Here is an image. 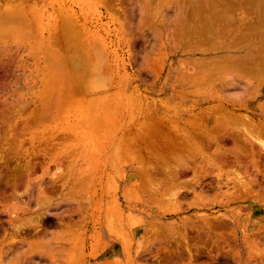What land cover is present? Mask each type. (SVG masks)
<instances>
[{
  "label": "rangeland",
  "instance_id": "rangeland-1",
  "mask_svg": "<svg viewBox=\"0 0 264 264\" xmlns=\"http://www.w3.org/2000/svg\"><path fill=\"white\" fill-rule=\"evenodd\" d=\"M14 1L16 0H0V7L4 6L9 2H14ZM24 1L27 2L25 4L27 6H29L30 4L35 5L36 6L35 9L38 12V14H43L45 16V19L51 18L50 20H52L55 19L56 17H60L59 11H58L59 14H55L57 13V10H60V12L62 11L61 17L65 19L64 20L62 18L63 19L62 22L65 21L67 23H70L67 25L64 22V25L67 27L72 26L71 27L72 29L74 28L73 26L76 27L75 29H73L74 31H76V33L72 32L74 33L73 37L76 35L75 36L77 38L76 40L78 41L81 40V44L79 46L75 44L74 47H76L77 50L79 48L81 49L80 51H77V53L79 52L80 55H81L80 53L81 51H82V55L84 53L82 50L83 48L85 53L86 50L90 48L91 50L89 51L92 56V57L90 56V59H92V61L88 62L90 59L85 61V60H79L80 58L79 59L77 58L78 60H76L75 65H73L74 64L73 60L70 61L69 59H67L68 56L71 58L73 54L70 53L72 51H70L71 48H69L71 46V43H69L70 45H68L67 43L65 49L68 50V52L70 51L69 54H71V56L67 54L68 56L67 58H65L66 59L65 65L69 63L68 64L69 66L67 68L64 65L66 67L64 69V72L65 73L68 72L69 75H67L68 73L64 74L63 72V78L67 80L69 79V81H67L68 83L70 82V78H72L73 82L72 81L71 82L74 85L72 87H75V85L79 86V84L80 85L83 84L82 86L84 88L86 86L85 84H87L90 88L87 86L88 89L85 87L84 88L85 91H84L83 89H81L82 86L81 88L77 86L78 88L77 91L79 92L78 93L74 92L75 94L77 93L75 97V94L73 92L67 91L69 88L67 89L65 86H63L66 85L69 87L70 85L66 84L67 82L64 83V81L61 82L63 84V85L61 84V86H63L62 87L63 88L62 90H64L63 92L64 93L67 92L66 94L68 95V97L67 95H64L66 96L65 99L64 96H62L63 97L62 101L65 104V105L63 104L64 109L62 110L63 112L64 111L67 112V110H65L66 107L71 109L73 107V109L70 110V112L67 113L64 112L66 116H63L64 118L63 121H65V123L64 122H63L64 124L62 123L63 124L62 128L64 129L63 130V134L65 137L64 139H66V141H64L65 143L64 142L63 143L65 149H69V151L65 150V152L67 151L66 152L67 154L70 153L69 156L71 157H68V155L64 153V155H67L69 159L67 158L68 159L67 160L65 158V163L66 162L68 163L66 164L64 163L62 172L63 169H65L64 175H66V173L69 174L70 172V174L73 177L71 178V175H66L65 178L67 179L64 178L63 180H61V183L57 185L59 186V188L57 187L58 189L57 190L54 189L55 192L53 191L54 193L53 194L51 193V198L54 201H52V206L49 208L51 213L49 212L50 214H48V217H50L53 221L54 220L60 221L62 223L61 225H63L64 228L61 225H59L60 224L59 222H58L59 224L56 225L55 221L45 222V224L41 222L35 223L36 221L38 222V220L36 218V214L35 216L34 214H32L31 218H33L34 216L33 222L31 226L28 228L29 230L27 229V234L26 233H24L25 235L19 234L21 238L18 236L19 238L18 237L14 238L16 240L9 241L8 239L7 241H4L3 239L4 232L0 231V235H1L0 237H2L1 239L3 240L2 241L0 239V249L3 248L4 250L6 249L10 251L11 249L9 250V248L12 247V250L14 248L13 251L11 250L12 253L10 252L8 259H6L5 256L4 257L2 256L3 261L1 260L0 264H30V263L31 264H72L76 260H77L76 264L77 263L84 264L83 263L84 261L80 259V261H82L80 263L78 258L79 257L78 255L81 252H79V254L76 255L77 252L76 251L74 252L75 248L73 249L72 245L76 246L75 244H77V247H79L78 244H80L81 247L84 244L83 242L81 244L79 238L82 237L85 228L84 230H81L79 226L81 221L84 222L83 221L84 218L92 217L93 206H91L92 205L91 195L93 194L94 196L95 192L97 191L98 193L99 191H104L108 197L106 201H110L107 203L105 202V209L113 208L112 206H114L115 203L112 202L110 198L113 199L116 193L118 192V189L121 186L124 179L123 176H127L126 179L127 181L126 180L125 181L128 183V190L130 192L129 194L132 196V199H138V198L148 199L149 194L147 195L146 193H148V191H150L151 193V191L153 192V190L156 189L154 184H153L154 186L152 184L151 185L148 184L150 187L147 184H146L147 187L142 186L141 185L142 183L140 181L134 180V178L138 176L136 174L133 175L134 172H132L133 169H137L145 166L146 164L145 161H143V159L149 158V156H144V155H143L144 158L143 157L140 158L139 156L141 155L140 152H142V154H145L148 150V146L151 144L152 145L149 146V148H155L153 146H156L157 148L159 145L164 146L163 144L164 142L162 143V141H159L157 139H154V141L150 140V138H146V140L144 139L145 135L150 129L149 125H151V123L154 125V123H157V120L159 122L160 119H166V120H170L171 123L173 124L175 123V125L177 126L178 122H180L181 127L185 126V129L187 131L192 132L193 128L190 125H187L185 121L193 117L195 118V116L197 117L202 113L207 115L208 114L211 115L212 113H219V110L217 109H220V104H219L221 103L220 100L222 101L225 100L229 103L235 104V106L230 105V107H228V104L226 105L228 107V112H230L231 114L235 113V115L241 117H250L251 120H255L256 115L260 113L258 110V105L264 100V82L262 83L263 80H260V82L258 81V79L256 80L257 77H255L256 76L255 74H252L253 75L252 76L251 73H246L242 71L240 72L238 71V69H234V68H230V69L227 68L226 70H223L222 73L219 70L218 74L215 70V74L214 76L211 77L212 81H209L208 87L207 85H204L205 90L203 92L204 93L207 92L205 93V95H202L203 94L202 89L199 90L202 94H200V92L196 90L199 89V87L191 86L190 89H188L187 88L188 86L186 87L183 86L185 84L184 81H181L179 78L178 79L181 82L177 81L178 80L177 77H179L180 74L181 76L186 75L183 72H186L189 75L188 71L191 65L189 66L186 65L188 64L187 61L193 62L196 59L198 61L200 60L204 62L205 61L212 62L219 58L221 59V57L228 54L230 52L229 51L230 49L227 48L226 46L228 45L227 43L231 42V39H233L238 32H242L240 31V29L245 31L244 30L245 26H243L242 24L240 25L239 21L241 19L244 20L247 17L251 18L250 16H248L249 14L247 15V13L245 12L248 11V13H250V11L245 8L243 9L244 11L239 9L236 10V12H231L233 16L235 15L234 17L235 19L236 18L239 19L237 26L234 27L236 30L233 28L231 34L229 35L230 37L228 38L224 37L225 41L221 43L223 46L220 45L217 46L218 43L216 41H218L217 37L219 36L215 31L214 32L215 35H212L213 37L211 36V38L214 40V41L212 40L214 42L212 43L213 46L210 44L211 47L209 45V47L205 48L204 46L202 47L199 43L197 44L194 43V40H196L195 36L197 35L199 36V33L201 31L199 26L200 25L202 26L209 19H210L209 21L210 23L216 22V21H212V19H216L218 17L213 16V14L216 11H220L223 9L222 7H224V5L226 4L225 0H24ZM220 6L222 9L220 8ZM241 11L243 12L241 13ZM50 16H52L53 18ZM71 23H73L74 25H71ZM241 26H243L244 29ZM69 29L67 28L66 30H68V32L72 31V29L70 30ZM68 34L70 36L72 35L71 33ZM239 34L240 33H238V35ZM182 35L185 37H183ZM81 38L84 40L82 41ZM75 42L78 43L77 41ZM82 43L83 44L86 43L87 46L86 45L84 46ZM80 46H82L83 48ZM76 49L74 48L73 51H75ZM225 50L227 51L224 52ZM89 51H87V54L89 53ZM237 52L239 55H241L243 54L244 51L240 50ZM66 53L64 52V55ZM98 56H101L102 58ZM98 58L100 61L98 60ZM160 58L162 60H160ZM154 59H159L160 61L165 60L162 63L163 65L160 63L161 66L164 67H160V66L157 67L156 66L157 63L158 65H160L159 60H157L158 62H156V60ZM84 61L85 63H88L89 67H85V65L87 64H83ZM70 64H72L74 68H76L78 71L76 69L75 71L74 68H72L73 66ZM76 64L78 65V67L76 66ZM94 64L96 65V67ZM183 64L186 65L185 68H187L188 66V69L183 68L184 67ZM81 65H82L81 67L82 69L81 68L79 69ZM192 67L193 64L191 68ZM69 68L70 70L68 71ZM180 68H183L181 70H185V71H181ZM83 69H84V74H83ZM89 69L93 73L90 74ZM194 69L195 68L193 67V69H191L192 71L190 70L191 72L190 74L195 75L197 73V72L194 73ZM79 71L81 72L79 73ZM76 72L79 73L78 76H82V75L85 76V72L86 74H90V75L93 74V75L85 76L87 79H85V77L82 76L83 78L81 77L82 78L81 79L80 77L76 78L77 77ZM248 74L251 75V78L250 75ZM64 75H66L67 77ZM68 76L70 78H68ZM79 78L81 79V82L83 79H85V81L83 80L85 84L80 83ZM76 79H78L79 81ZM75 80L78 81L79 84H75L77 83L75 82ZM178 82H180L181 85L182 83L184 84L181 86L180 83L178 84ZM258 84H262V85H258ZM259 86H262V88ZM80 89L84 91L81 94V96H80V91H81ZM69 90H71V87ZM89 90L91 92H89ZM184 92L186 93L185 95L183 94ZM197 92H199V94H197ZM188 93H190V95ZM69 94L72 99L69 97ZM69 99L70 100L74 99V100L71 102ZM103 104H104V108L102 107ZM111 109H114L115 112ZM143 125L144 126L148 125L147 126V128L149 127L148 131L146 130L147 128L145 127H144L145 130L142 129ZM232 125H234V129H236L237 127H239L240 124L234 122V124L232 123ZM232 125L230 126L231 128L229 127L230 132L234 130L232 128L233 127ZM242 125L243 124H241V128H243ZM243 126L245 127L247 126L246 129H250V128L253 129V127L251 125H248V123L244 124ZM241 128L239 127V129ZM227 130L228 129L225 128L224 131L223 130L222 131L225 132ZM217 133H219V130L215 131L214 135H216ZM137 138L139 140L140 138H142V140L144 139L145 141L144 140L143 141L145 143L142 142L141 144L139 142L138 144L139 147L138 146L136 147L137 150L131 148L135 151L134 152L128 146L132 140L137 141L138 140ZM130 139L131 141H129ZM120 141L121 143L124 141V144H121ZM151 141L153 142L156 141L157 143L155 142L153 144V142ZM150 142L151 144H149ZM125 143H128V145H126ZM122 145L124 147L126 146L125 148L126 149L128 148L129 150L127 149L126 152V149L122 148L123 147ZM248 146L250 147V145ZM74 147L75 149H73ZM118 147L120 148V150L121 149L125 150L124 152H126V154L125 153L124 155L121 154L123 152L121 151L120 153ZM226 147L227 150H233L235 148V144L231 140L229 141ZM72 154L74 157L72 156ZM131 154L132 155L135 154V155L132 156ZM137 155L139 156V158H136L138 157ZM123 156H125L126 158H124ZM118 157L120 158V160ZM73 158L79 162V166L76 165L75 162H73L75 163L74 165L72 164V161H75ZM237 163L234 162L233 163L234 166H230V167H223L222 165L219 164H218L219 166L216 167V165H214L213 163L212 165H214L215 167L211 165L212 167L209 168L208 165L206 166L207 168L204 166L206 169L203 168V170L192 169L188 174V179H185L186 178L185 177L184 180H182V182L186 180L185 182L186 184H188L189 182L191 183L193 180H196V178L199 177L198 179H200V184H199L200 187L195 183L193 184V186L195 187L198 186L196 188L197 191L196 190L194 191L195 187L193 188L192 186V191L190 192L189 189H186L188 187H185V189L183 188L185 186L183 184L182 187L177 188L180 190L179 191L181 193L180 195V193H178V190L176 188L174 187L173 189L169 188L165 191V194L167 193L168 195L166 194L163 197V200L152 208L153 212L158 214V216H162L161 218L167 222H173V221L180 222L182 220H186V218H187L186 220L187 223L190 222L191 218L194 217L195 215L190 210L195 211L196 206H199L200 203L202 205L204 204L203 206L200 205L201 207H203L202 210L200 209L201 210L199 213L200 216L199 214L195 215L198 218H200V220L203 217L205 218V216L206 217L208 216V218L210 219L212 216L213 218L217 216L225 217L223 218V221H225L226 223L221 225V229L219 228L220 231L217 232L218 236L211 237L210 235L205 236L203 234L204 237L202 235L201 238L198 240V239H193L194 237H192V234L194 236V233L188 230L189 231L188 236L190 238V245H191L190 247L193 251V256H194L193 262L190 261V257L189 255H187L186 253L187 251L185 249L183 250L185 251V254H182L184 256L180 255L182 259L171 261L172 263L170 261L164 262L162 257L163 252L166 254V252L168 251L170 253V251L172 252L173 249L176 250L175 247H177V240L172 239L171 237H167V238L154 237L155 239L157 238V243H160L161 255L159 256L157 255L155 258H152L148 261H144V260L142 261V259L141 260L138 259V257L135 256L134 253H131L130 256H128V258L125 260L124 264H163V263L164 264H195V263L215 264L212 256L217 255L216 253L217 245H215L216 241H218L219 246H221V248L224 249L225 253L227 254L229 253L228 259L229 257L230 259L234 258L233 260L229 259L231 262L233 261V264H241V263L264 264V255H263L264 254V203L257 202L256 204L251 202L249 203L248 201V202H237L234 204H228V199L232 198L228 196H232L231 194L235 195V193L239 194L240 192L239 187L236 186L238 184L237 182L242 178L243 180L248 182L250 178L252 180V176H253V168L251 161L250 164L246 163V165H248V167L246 168L244 165ZM68 164L69 167L67 166ZM154 164L156 166L158 163L154 162ZM169 164H168L169 166L167 165L168 170L171 167L173 168L175 167L174 163H169ZM70 165H72L71 166L72 169H70ZM262 165L264 166V159L262 160ZM123 166L124 168H121ZM53 168L54 167H52V172H54L55 170ZM247 168L248 170H246ZM68 169L69 171H67ZM71 170L73 171V173ZM120 171H123V174L124 172L126 174L122 176V173ZM199 171L202 173L200 174ZM150 172H152L153 175L154 171L150 169ZM245 172H247L246 173L247 175L245 174ZM87 179H89V181ZM64 180L67 181L65 182ZM135 182L137 184H135ZM219 183H221L220 187L218 185ZM61 184H63L65 187ZM140 185L143 188L140 187ZM235 188L238 189L239 192ZM168 190L170 191L167 192ZM201 190L202 191L204 190V196H202L203 199L201 198V201L199 202V200H196V198L200 199V197L197 196H201V192H202ZM176 194H178V197L176 196ZM171 195L174 197H172ZM69 199H71V201H73V199L77 200V202H80L79 203L80 205H78V203L74 205L72 204L70 205L72 209L71 210L68 209L70 207L67 204H64V206L62 204ZM60 202H62V204ZM58 203L59 205H57ZM81 204H83L84 207L83 209H81L82 211L79 210L80 208H82ZM64 208H67L68 210L67 209L64 210ZM77 210L80 211L79 214ZM73 211H76L77 213ZM146 211L147 210H145V207L142 206H139L131 211H128L127 214L128 215L130 214L128 216V218H130L128 219L129 224L144 223L147 218L146 215L148 214L146 213ZM68 212L69 213L73 212V214H75L74 218L71 219L70 216L69 217L65 216L66 213ZM77 214L80 216H78ZM61 217H63L64 219ZM228 217L230 218L229 220ZM58 218H61V220H58ZM213 218L211 219V221L213 220ZM232 220L237 223L236 226L232 225L231 223ZM85 221L87 222V219H85ZM214 222L216 221L214 220ZM214 222L212 223L214 224ZM71 223L75 225L73 226ZM190 224L191 226L193 225L192 223ZM259 224L261 227L260 230L258 229ZM66 226L67 229L65 230ZM77 226L79 227V229ZM76 228L78 229V231H76L75 234L74 233L69 234V232L67 231L74 229L76 230ZM210 237L213 238L214 241L210 239ZM130 238H131L130 240L133 241L134 240L144 241L143 246L155 243L153 242L155 239H148L150 241L149 242L147 240L148 237L145 238V236L144 238H141L139 235L134 234V236H131ZM74 239L75 241L73 242ZM104 239L106 240V238ZM36 240H38L39 243L42 242V245L39 246L40 248L36 247L33 249V247L31 246H33L32 245L33 242L37 243ZM100 240L102 239L97 238V240H94L92 243V247H90V249L87 251L85 256H86V262H88V264H95L106 260H114L119 258V255L117 254L111 257L103 255L105 249L101 248L100 246L101 244H99ZM2 242H4L3 243L4 245H2ZM58 243L64 244L68 248L65 249L58 248V246L56 245ZM95 243L96 245H94ZM195 245L197 247H195ZM182 246L184 248V244ZM193 246L195 247L196 251L194 250ZM91 248H93V250ZM196 248H199V250ZM92 251H94L93 256H96V259L91 254H89L92 253ZM199 252L200 254L196 255V253ZM95 253H97V255ZM184 257L186 258L184 259ZM73 258L74 260L75 259L76 260L75 261L72 260Z\"/></svg>",
  "mask_w": 264,
  "mask_h": 264
},
{
  "label": "bare ground",
  "instance_id": "bare-ground-1",
  "mask_svg": "<svg viewBox=\"0 0 264 264\" xmlns=\"http://www.w3.org/2000/svg\"><path fill=\"white\" fill-rule=\"evenodd\" d=\"M225 1H226V4L224 5V7H222L223 9L220 6L222 10L216 11L213 14V16L218 17L216 19H212V21H216V22L210 23L209 22L210 19H209L202 26L199 24L201 27L198 25L201 31L199 30L200 31L199 36L198 35L195 36L196 40H194V43L196 44L199 43L202 47L204 46L205 48L209 47L210 44L212 45V43H214L213 42L214 40L211 38V36L215 35L214 32L216 31L217 35L219 36L217 37L218 41H216L218 44L217 43L216 44L217 46L218 45L223 46L221 43L225 41L224 37H227V38L230 37L229 35L231 34V31L233 30L235 26H237L238 20H239L237 18L235 19L234 18L235 15L233 16L231 12H236V10H239V9L243 10L246 8L247 10L250 11V13H248V11H245V12L247 13V15L249 14L248 16H250L251 18H248L247 16H246L247 18H245L244 16L245 19L244 20L241 19L239 21L240 25L242 24L243 26H245V29L243 26H241L243 27L245 31L240 29V31L242 32H238L240 34L238 35L237 33L234 38L232 37L233 39H231V42L227 43L228 45L226 46L228 49H230L229 50L230 52L228 54L221 57V59L218 57L219 59L214 60L212 62H208V61L204 62L200 60L198 61L196 59L193 62L187 61L188 64L186 65L192 66L193 64V67L195 68L194 73L196 72L197 73L195 75L190 74L191 73L190 70L193 69V67L191 68V66L189 67L190 69L188 71L189 75L188 73L183 72L187 76L186 75L181 76L180 73L182 72L179 73L180 75L179 77H177V79L179 78L181 81L185 82V84L182 83V85L184 84L183 86L185 87L188 86L187 87L188 89H190L191 86H197L199 87V89H196L197 91L202 89L203 94L199 91L200 94L202 95H205V93H207V92L205 93L203 92L205 90L204 85H207L208 87L209 81H212L211 77L214 76L215 74V70L218 74L219 70L222 73V71L226 70L227 68L229 69L234 68V69H238V71L240 72L242 71L246 73H251V75L255 74L256 75L255 77H257L256 80L258 79L259 82L260 80H263L262 83L264 82V0H225ZM26 3L27 2L24 0H16L14 2H9L5 4L4 6L0 7V231L4 232V235H3L4 241H7L8 239L9 241L16 240L14 238L18 237L19 234L20 235L24 233L27 234V229L31 226L35 214L38 220V222L36 221L35 223L41 222L45 224V222L55 221V220L53 221L50 217H48V214L51 213L49 208L52 206V201H54L51 198V193L53 194L55 192L54 189L57 190L59 188V186L57 185L61 183V180H63L66 175H71L70 172L69 174L66 173V175H64L65 169H63L64 173L62 172V168L65 163V158L67 159L68 157H71L69 156L70 153L67 154L66 153L67 151L65 152V150L69 151V149H65L64 147V143H65L64 141H66V139H64L65 138L63 134L64 129L62 128V126L65 123V121H63L64 119L63 116H66V114L64 113L66 111L63 112L62 110L64 109L63 108L64 102L62 101L63 100L62 96L67 95L66 94L67 92L64 93L63 92L64 90H62L63 89L62 87L65 86L67 89L68 88L70 89L71 87V90L66 89L68 92L69 91L73 93L79 92L77 91L78 85H75V87H72L74 86L72 83L73 82L72 78L68 76V78H70V82L72 81L71 83L69 82L70 84L67 82L69 81V79L67 80L63 78L64 69L66 67L68 68L69 66L68 65L69 63L65 65V61H66L65 58H67L68 56L67 54H69V52L72 51L70 52V53H73L72 56L71 54H69L71 58L68 56L67 59H69L70 61L73 60L74 62L73 65H75L76 60H78L79 58H80L79 60L87 61L90 59V56H91V53L89 51L91 49L88 47H86L88 48V50H86V53H85L84 48L80 46L83 48L82 50L84 52L83 55H82V51L80 52L82 56L79 54V52L77 53V51H80L81 49L77 47L79 48L77 50L76 47L74 46L75 44L79 46L81 44V40L80 41L76 40L77 39L75 37L76 35L73 37L74 33L72 32L76 33V31L73 30L76 27L73 26L74 28L73 29L71 28L72 27L71 25H74L73 23H71L70 25L71 27L69 26L67 27L64 25L65 21L62 22V20L64 19L63 17H61L62 11L60 12V10L56 9L57 13H55V14L60 13L61 15L59 14V16L61 18L56 17L55 19H52V20H50L51 18L45 19V16L43 14H38V12L35 9L36 7L35 5L30 4L29 6H27L25 5ZM243 11H241V13ZM65 23L67 25L70 24L67 22ZM66 27L68 29L69 28L72 29V31L68 32V30H66L67 29ZM68 33H71L72 34L71 36L73 38ZM203 34H204V37H203ZM83 40L84 39H82V41ZM75 41H77L78 43H76ZM67 43L68 45H70L69 43H71V46L69 47L71 49L69 52L68 50L65 49L66 48L65 46L67 45ZM86 43L83 45L85 46ZM72 47L73 49L75 48L76 50L73 51ZM240 50L244 51L243 54L241 55H239L237 52ZM87 51H89L88 54H87ZM99 51H100V48H99ZM226 51L227 50H225L224 52ZM64 52L65 53L67 52V53L64 55ZM98 57H101V56H98ZM154 60L158 62L157 60L159 59H154ZM160 60L162 59L160 58ZM160 60H159V64L160 63L162 64L163 61H165V60L163 61H160ZM85 61L83 64H87L85 65V67H89L88 63H85ZM90 61H92V59H90L88 62ZM161 64L158 65L157 63V65L156 64L155 65L157 67L158 66L164 67V66H161ZM186 65H184L183 68H185ZM76 66L78 67L77 64ZM156 66H153V67H156ZM188 66L185 69H188ZM81 67L82 65L79 67V69ZM72 68H74V66ZM183 68H180V70ZM75 69L76 68H74V70ZM69 70L70 68L68 69V71ZM74 70H71V71H74ZM81 71H79V73ZM181 71H185V70H181ZM66 73L64 72V74ZM79 73L76 74L77 75L76 78L78 77L81 78L83 76V75L78 76ZM91 73L93 72H91L90 70V74ZM83 74H84V69H83ZM90 74H86L85 72V76L87 75L89 76ZM67 75H69V73ZM251 75H250V78H251ZM81 79H80V83H84L83 80L85 81V79L87 78L85 77V79H83L82 82H81ZM179 79L177 81H180ZM76 80L75 82L77 83L75 84H79L78 83L79 80L78 81ZM63 81L64 83L67 82L66 84L70 86L68 87L66 85H63L61 83ZM180 82H178V84ZM61 84L63 86H61ZM82 85L79 84L78 87L81 88ZM85 85H86L85 87L88 89L89 86L87 84ZM258 85H262V84H258ZM259 87L262 88V86H259ZM84 88L82 86L81 89L84 90ZM83 90L80 91V96L85 91ZM89 92L91 91L89 90ZM199 92H197V94H199ZM77 93L76 94L74 93L75 97ZM183 94L185 95L186 93L184 92ZM188 94L190 95V93ZM69 97H70V94H69ZM65 98L66 96H64V99ZM73 100H70V101L72 102ZM220 101H221V103H219L220 109L216 108L217 110H219V113H212L211 115L202 113L197 117L195 116V118L193 117L185 121L187 125H190L193 128L192 132L187 131L185 129V126L181 127L180 122H178L176 126L175 123L173 124L171 123L170 120H166V119H160L159 122L157 120V123H154V125L151 123V125H149L150 126L149 131H148L149 127L147 128L148 125L146 126L143 125L142 129L145 130V128H147L146 130L148 131L146 135L144 134L145 135L144 139L146 140V138H150V140H153V141L154 139H157L159 141H162V143L164 142L163 143L164 146L159 145L158 146L159 148L158 147L156 148V146H153L155 148H149V146L152 145L151 142H153L151 141L149 143L151 145L148 146V150L146 148L147 152L145 154H142V152L139 151L141 153V155H139L140 158L141 157L144 158V156H149L148 159L146 158L143 159L146 165L144 164L145 166L143 167L133 169L132 172H134L133 175L136 174L138 176V177H135L134 180L140 181L142 183L141 184L142 186L147 187L148 184L149 185L154 184L156 189L154 190L152 189L153 192L151 191V193L150 191L146 193L147 195L149 194L148 199H144V198L143 199H140V198L132 199V196L129 194L130 192L128 190V183L126 182L127 176H123L126 173L124 172L123 174V171H120L124 179H123L121 186L120 187L118 186L119 189L115 197L113 196L114 197L113 199L110 198L112 202L115 203V205L112 206L113 208L105 209V202L107 203L110 201H106L108 197L104 191H99V193L97 191L95 192L94 196L92 194L91 195L92 196L91 206H93L92 217H86L84 219L82 218L84 222L81 221L80 226L78 223V226L81 228V230H84L85 228L82 237L80 238L77 237L81 241V244L82 242L84 244L81 247H80V244H78L79 247H77V244H75L76 246L72 245L73 249L75 248L74 252L75 251L77 252L76 255H78L79 252H81L78 255L79 261L80 259H82V261H84L83 262L84 264H88V262H86L85 255L87 251L90 249V247H92L93 241L97 240V238L102 239L100 240L99 244H101L100 245L101 248L105 249V252L103 250L104 252L103 255L111 257L117 254L119 255V258L114 259V260H106V261L95 263V264H124L125 260L128 258V256H130L131 253H134L135 256H137L138 259L140 260L142 259V261L143 260L148 261L152 258H155L157 255L158 256L161 255L160 243H157V238L155 239L154 237H158V238L171 237L172 239L177 240V247H175L176 250L173 249L174 251L172 250V252L170 251V253L169 251L166 252V254L163 252L162 257H163L164 262H169V261L171 262V261H175L178 259H182L180 255L185 254V251H183L184 249L187 251L186 253L187 255H189L190 261L193 262L194 256H193V251L190 247L191 245H190V238L188 236V232L189 231L193 232L194 236L191 233L192 237H194L193 239H198V240L201 238L203 234L205 236L210 235L211 237L218 236L217 232L220 231L219 228L221 229V225L226 223L225 221H223V218L225 217L217 216L213 218L212 216L211 219L213 218V220L211 221V219L208 218V216L207 217L205 216V218L201 216L203 218L200 220V218H198L195 215H198L200 211L202 210L203 207L201 206H203L204 204L202 205L201 203H200L201 206L200 205L196 206L195 211L190 210L195 215L194 217L191 218V221L188 223L186 221L187 218L186 220H182L180 222H177V221L167 222L161 218L162 216H158V214L152 211V208L163 200V197L167 194V193L165 194V191L167 189L169 188L173 189V187L177 189V188L182 187L184 184L185 186L183 188L185 189V187H188L186 189H189L191 192L192 186L194 183L199 186L200 184V179H198L199 177L196 178V180H193L191 183L187 180L190 184L188 182H187L188 184H186L185 182L186 180L182 182V180H184L185 177H186L185 179H188V174L192 169L203 170V168H205L208 165H209V168L212 166L215 167L214 165H216V167H218L219 165H222L223 167H230V166H234L233 163L234 162L237 163V161H238L237 164L240 163L241 165H244L246 168L248 167L246 163L250 164V161H251L252 168H253L252 180L251 178L249 180L250 182L249 181L246 182L245 180H243V178L239 180L236 186L239 187L240 192L238 191V189L235 188L239 192V194L238 193L236 194L234 192L235 195L231 194L232 196H228V197H232L228 199V204H234L237 202H248V201L249 203L251 202V203H256V204L257 202L264 203V170H263L264 166L262 165V160L264 159L263 158L264 157V100L258 105V110L260 113L256 115L255 120H251L250 117H241V116L235 115V113L231 114L230 112H228V107H230V105L235 106V104L229 103L225 100L223 101L220 100ZM227 104H228V107L226 106ZM102 107L104 108V104ZM72 109L68 107L65 108L67 112H70V110ZM111 110L114 111V109H111ZM65 120H66V117H65ZM234 122L240 124L239 125L240 128H241V124L244 125L248 123V125H251L253 129H251L250 126H249L250 129H246L247 126L245 127L242 125L243 128L239 129V127H237L238 129L236 128L237 129L236 130L234 129V125H232V123L234 124ZM231 125L233 126L232 128L234 130L230 132L229 127ZM225 128L228 129L227 131H225L226 133L223 132ZM217 130H219V133L214 135L215 131ZM143 140L142 138H140V140L138 139L137 141L136 140L131 141L130 139L129 141H131L132 143L130 142L128 147L130 149L134 148L135 150L137 146L139 147L138 145L139 142L141 144L142 142L145 143L144 142L145 140L144 141ZM231 140L235 144V148L233 150H227L226 146ZM129 141H126V142H129ZM155 142H153V144ZM121 144H124V141ZM125 144L128 145V143H125ZM146 144H147V141H146ZM248 145H250V147ZM125 147L123 146L122 148H125ZM73 149H75V147ZM127 149H126V152H127ZM118 150L120 151V153L121 151L123 152L121 154L123 155L124 153L126 154V152H124L125 150H122V149L120 150L119 147H118ZM131 150L134 151L133 149ZM74 151H73V154H74ZM64 153H66L68 157L67 155H64ZM100 156H103V155H100ZM125 156L123 157L126 158L127 156L126 157ZM139 156L136 158H139ZM73 162H75L76 165L79 166L78 161L76 160L72 161V164L74 165L75 163ZM154 162H157L158 164L155 166ZM169 163H174L175 167L174 168L171 167L172 169L170 168L168 170L167 165ZM213 163L214 165H212ZM67 166L69 167V164ZM71 166L72 165H70V169H72ZM52 167H54L53 169H55L54 172H52ZM121 168H124V166ZM150 169L154 171L153 175H152V172H150ZM246 170H248V168ZM67 171H69V169ZM201 173L202 172H200V174ZM246 173L247 172H245V174ZM156 176L157 177L161 176V177H159L160 178L159 179ZM72 177L73 176L71 175V178ZM87 180L89 181V179ZM64 184H67V183H64ZM135 184L137 183L135 182ZM141 185L140 187H142ZM218 185L220 187L221 183H219ZM194 187L195 186H193V188ZM197 187H195L194 191L196 190ZM177 190H178V193H180L179 192L180 190L179 189ZM169 191L170 190H168L167 192ZM176 196L178 197V194H176ZM202 196H204V190L201 192V196H197V197H200V199L196 198V200H199L200 202ZM60 203L62 204V202ZM77 203L78 205H80L79 204L80 202H77V200L73 199V201H71V199H69L65 201L62 205L64 206V204H67L70 207V205L72 204L74 205ZM57 205H59V203ZM81 205H82V208H80L79 210L84 208L83 204ZM139 206L145 207V210H147L146 213L148 214L146 215L147 218L145 222L139 223V224H133V223L129 224L128 219L130 218H128V216L130 214L129 215L127 214L128 211H131ZM67 208H64V210ZM68 209L71 210L72 208L70 207ZM79 210H77L78 214L80 213ZM73 212L77 213L76 211H73ZM73 212L72 213L68 212L66 213L65 216H68V217L70 216L72 219L75 216ZM32 214H34L33 218H31ZM61 218H58V220H61ZM85 219H87V222L85 221ZM229 219L230 218L228 217V220ZM214 220L216 222H214ZM55 222H56V225H58L59 223H60L59 225L62 224L60 221H55ZM212 222H214V224ZM190 223H192L193 225L191 226ZM231 223L233 226H236L237 224L233 220ZM130 225H133V226H130ZM61 226L63 227V225ZM260 228L261 227L259 224L258 229L260 230ZM66 229H67V226L65 230ZM78 229L76 228V230L74 229V230H67V231L69 232V234L70 233L75 234V232L78 231ZM114 231L117 233H115ZM134 234L139 235L141 238H144V236L145 238L148 237L147 240L155 239L153 241L155 243L143 246L144 241L130 240L131 239L130 237L134 236ZM211 237L210 239L214 241V239ZM1 238L2 237H0V239ZM104 238H106V240ZM36 241L37 243L36 242L32 243L33 246L31 247H33V249L36 247L40 248L39 246L42 245V242L39 243L38 240ZM74 241L75 239L73 240V242ZM3 243L4 242H2V245H4ZM60 244L61 243L56 244L58 248H64V249L68 248L64 244H61V245ZM183 244H184V248L182 246ZM94 245H96V243ZM215 245H217L216 247L217 255L212 256L214 263L215 264H233V261L231 262L230 260H233L234 258L230 259L229 257L230 260L228 259L229 253L227 254L224 252V249L221 248V246H219L218 241H216ZM195 247L197 246L195 245ZM195 247H194V250H195ZM10 249L12 250V247L9 248V250ZM91 249L93 250V248ZM196 249L199 250V248H196ZM11 250L8 251L6 249L4 250L3 248L0 249V261L1 260L3 261L4 256L6 259H8ZM74 252H71V253H74ZM200 252L196 253V255L200 254ZM93 253L94 251H92V253H89V254L93 256L94 255ZM95 254L97 255V253ZM93 257H95L96 259V256H93ZM162 257H161V260H162ZM185 258L186 257H184V259ZM72 260H74V258ZM76 261L73 263L76 264ZM82 261H80V263Z\"/></svg>",
  "mask_w": 264,
  "mask_h": 264
}]
</instances>
